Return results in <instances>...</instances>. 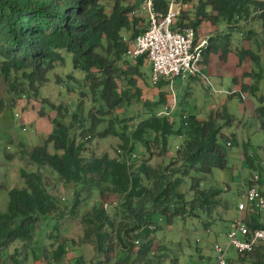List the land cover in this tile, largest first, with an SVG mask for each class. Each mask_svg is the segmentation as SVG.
<instances>
[{
    "label": "trees",
    "instance_id": "trees-1",
    "mask_svg": "<svg viewBox=\"0 0 264 264\" xmlns=\"http://www.w3.org/2000/svg\"><path fill=\"white\" fill-rule=\"evenodd\" d=\"M103 1L0 0V75L13 77L21 91L37 92L48 81V73L56 62L63 59V51L71 53L73 67L85 73L94 107L87 117L81 118V127L73 129V134L55 119L48 136L25 151L27 163L36 169H20L24 186L8 190L7 210L0 212V264H25L20 249L8 253L10 245L16 241L30 243L46 215H77L85 192L88 199L99 196L80 217L83 236L99 257L97 264H161L163 258L155 253L161 247L154 245L151 236L160 228V221L169 224L186 213L197 215L198 210L210 214L222 203L221 190L205 186L204 181L214 168L227 167L228 147L239 144L236 134L224 130L234 117L219 109L211 110L205 119L192 112L182 113L181 125L175 128L169 115L160 114L164 110L159 106L167 101L164 91H159L153 101L142 100L138 78L143 77L142 68L150 64L147 55L128 60L123 54L148 23L133 13L136 0H113L109 9ZM155 4L158 10H167L166 0ZM249 17L260 18L264 27V0H199L194 15L185 9L178 23L197 31L203 21L214 26L224 19L236 26ZM222 36L221 42L217 35L209 38L202 64L220 50L221 59L226 60L231 37L230 33ZM236 52L238 64L248 58L258 67L243 73L255 79L253 84H240L241 90L255 95L256 82L262 76L259 57L248 48ZM232 81L237 84L235 77ZM164 84L168 81L161 80L156 85L160 89ZM258 99L260 104L254 107V115L264 131V96ZM82 104L83 100L79 106ZM134 104L143 106L139 117L127 115ZM118 110L122 117L118 113L107 117ZM75 124L76 121L74 127ZM171 135L183 136L174 154L168 150ZM96 136L116 137V155L89 151L88 142ZM139 147L147 156L134 159ZM153 149H158L157 155L168 161L151 165ZM242 156L250 168L254 166L245 142ZM51 175L66 187L72 186L69 210L50 192ZM252 226L264 227V221L255 219ZM51 254L48 264H59L67 255L61 242ZM234 257V263L238 258H248L250 264H264V246Z\"/></svg>",
    "mask_w": 264,
    "mask_h": 264
},
{
    "label": "rangeland",
    "instance_id": "rangeland-1",
    "mask_svg": "<svg viewBox=\"0 0 264 264\" xmlns=\"http://www.w3.org/2000/svg\"><path fill=\"white\" fill-rule=\"evenodd\" d=\"M198 1L179 0V3L183 5V10L187 9L194 15V8ZM103 2L109 9L113 0H104ZM141 3L142 0L135 1L133 13L147 21ZM231 25L221 19L214 26L209 22H204L199 25L198 31H196L207 37L208 41L210 37L217 35L221 42L222 35L225 36L226 33H230L231 37L229 46L231 50L225 61L220 57V50L209 55L207 65L203 64L202 68L208 81L201 77L189 80L175 79L172 87L168 83L158 89L150 78V64L142 68L143 77L138 78V85L142 89V100L153 101L157 99L159 91L165 92L167 100L165 105L168 106L166 111L173 120L175 128L181 125L182 113L192 112L197 114L200 119H205L211 110H226L234 117V120L224 130L227 133L236 134L239 139L238 145L228 147L227 167L224 169L214 168L207 180L204 181L205 186L212 185L221 190V205L213 209L210 214L198 210L197 215L186 213L174 218L169 224L162 220L160 228L151 235L154 245L161 247V251L163 250L162 252L155 251L160 259L163 258L161 264L214 263L213 244L216 241H226L230 223L239 215L237 203L240 200L241 177L247 179L251 174H257L264 187V131L260 128L259 121L254 115V107L260 104L258 97L264 96L263 21L260 18L249 17L247 21L241 19L236 26ZM242 48H248L258 55L259 64L262 67V76L256 82L258 89L255 95L249 91L241 90L240 87L243 81L253 84L255 80L243 73L249 72L251 68L255 70L258 68L248 58L241 64L237 63L236 50ZM62 56L63 59L58 60L55 68L48 73V81L41 85L37 92L28 91V89L21 91L18 85L15 86L13 77L6 78L2 74L0 75V212L7 210L8 190L24 186L20 169L24 168L27 171L36 169L35 165L27 163L25 151L32 149L48 136L54 127L55 119L68 127V131L73 134V129L81 127V118L87 117L90 109L94 108L89 97L87 82L84 79L85 73L73 67L71 53L63 51ZM233 77L236 78L237 84L233 83ZM235 90L242 92L245 99H241L238 93L232 95L224 93ZM81 100H83V104L79 106ZM50 103L54 104L56 109L60 107V113L57 114L56 109L52 108ZM165 105H160L159 109L165 110ZM95 107L97 108L99 105ZM142 110L141 104H134L127 115L133 114L139 117V112ZM120 111L107 115V117L118 114L119 117H122L123 114H120ZM74 121H76L75 127ZM78 131L79 129L76 130V132ZM182 140V135L168 137L170 154L175 153L176 146ZM117 142L116 137L96 136L91 142H88V149L89 151L94 150L95 154L108 153L115 156ZM243 142L247 143V152L253 157L254 166L251 168L241 155ZM142 151L143 149L139 147L138 151L134 152L133 158L141 159L147 156ZM157 151L158 149H153L151 165L168 161L167 157L158 156ZM49 184L50 192L61 199L63 205H66V209L69 208L73 197L72 186L66 187L62 181L55 178V175L50 176ZM184 188L187 191V184ZM83 194L82 198L85 200L80 202L81 211L77 215H68L67 212L60 218L57 215H46L31 242L25 244L16 241L7 249L8 253H12L15 248L20 249V256L25 259V264H48L51 261V252L61 242L67 255L59 264H97L99 257L93 245L83 236L84 227L80 217L84 211L91 208L92 201L99 199V196L93 195L92 199H88V192ZM190 196V192L186 193L188 199ZM107 203L106 201V205ZM117 255L115 252L116 257ZM236 264H250V262L248 258L242 260L238 258Z\"/></svg>",
    "mask_w": 264,
    "mask_h": 264
},
{
    "label": "built area",
    "instance_id": "built-area-1",
    "mask_svg": "<svg viewBox=\"0 0 264 264\" xmlns=\"http://www.w3.org/2000/svg\"><path fill=\"white\" fill-rule=\"evenodd\" d=\"M156 1L142 0L141 7L148 26L136 36L123 57L134 60L147 55L153 84L164 80L172 87L175 79L185 80L190 76L208 81L202 68L203 51L209 43L208 38L199 36L191 26L179 25L178 19L183 12L179 0H166L165 12L157 9ZM224 93H238L241 99H245L242 92L237 90ZM166 110L160 114L168 115ZM259 181L257 174H251L247 179L241 177L240 200L237 203L240 216L230 224L226 241L213 244L215 260L212 264H236L235 255H243L258 246H264V227L252 226L255 219L264 221V194L258 186Z\"/></svg>",
    "mask_w": 264,
    "mask_h": 264
},
{
    "label": "crops",
    "instance_id": "crops-1",
    "mask_svg": "<svg viewBox=\"0 0 264 264\" xmlns=\"http://www.w3.org/2000/svg\"><path fill=\"white\" fill-rule=\"evenodd\" d=\"M204 22H206V21H203L202 23H204ZM202 23H201V24H202ZM197 31H198V28H197ZM197 34H198L199 36H204V35L199 34V33H197ZM207 64H208V63H207ZM207 64H206V65H207ZM204 65H205V64H204ZM192 79H193V78H192ZM188 80H189V79H188ZM173 84H174V83H173ZM241 155H242V154H241ZM241 157H242V156H241ZM249 168H250V167H249ZM258 186H259V188L262 190V192H263V194H264V187L262 186V183H261L260 181H259V183H258ZM239 216H240V213H239V215H238L237 218H239ZM237 218H235L234 220H236ZM234 220H233V221H234ZM233 221H232V222H233ZM232 222H231V223H232ZM231 223H230V224H231ZM229 227H230V226H229Z\"/></svg>",
    "mask_w": 264,
    "mask_h": 264
}]
</instances>
